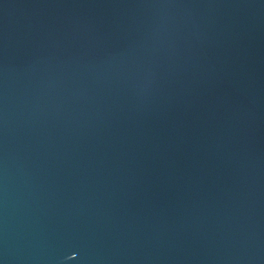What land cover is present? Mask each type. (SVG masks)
Segmentation results:
<instances>
[{"label": "water", "instance_id": "water-1", "mask_svg": "<svg viewBox=\"0 0 264 264\" xmlns=\"http://www.w3.org/2000/svg\"><path fill=\"white\" fill-rule=\"evenodd\" d=\"M0 264H264V0H0Z\"/></svg>", "mask_w": 264, "mask_h": 264}]
</instances>
